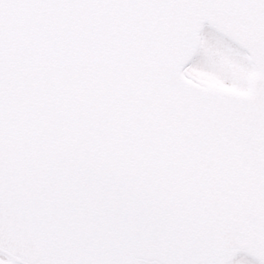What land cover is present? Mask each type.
I'll return each mask as SVG.
<instances>
[{"label": "snow or ice", "instance_id": "obj_1", "mask_svg": "<svg viewBox=\"0 0 264 264\" xmlns=\"http://www.w3.org/2000/svg\"><path fill=\"white\" fill-rule=\"evenodd\" d=\"M0 264H264V0H0Z\"/></svg>", "mask_w": 264, "mask_h": 264}]
</instances>
